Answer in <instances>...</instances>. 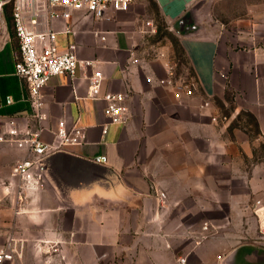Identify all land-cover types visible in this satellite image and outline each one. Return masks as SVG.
<instances>
[{"label":"crops","instance_id":"1","mask_svg":"<svg viewBox=\"0 0 264 264\" xmlns=\"http://www.w3.org/2000/svg\"><path fill=\"white\" fill-rule=\"evenodd\" d=\"M154 1L168 21H178L196 0ZM0 3L1 133L9 119L19 128L37 120L27 82L14 68L19 56L14 0ZM141 14V0L101 19L84 11H72L68 19L38 12V27L56 32L59 50L74 43L80 61L74 78L55 75L42 88L41 137L51 141L64 121L67 128L82 127L85 138L50 155L42 185L22 194V180L11 167L28 153L0 143V250L12 238L18 253L2 264H47L49 256L56 264H174L179 256L187 264H264L261 245L228 246L215 235L192 239L187 225L173 220L184 210L175 202L186 200L203 206L212 201L219 213L223 185L252 186L264 198V160H251L255 144L244 127L229 126L245 114L256 130L254 139L264 141V0H248L244 11L182 33L192 96L138 63ZM85 60L93 64L86 66ZM94 69L103 73L95 99L89 95ZM106 92L126 94L125 122L113 124L104 115ZM227 104L230 116L220 113ZM97 156L106 161L94 162ZM245 213L240 207L233 215ZM47 242L57 243L62 258L45 252Z\"/></svg>","mask_w":264,"mask_h":264},{"label":"built area","instance_id":"2","mask_svg":"<svg viewBox=\"0 0 264 264\" xmlns=\"http://www.w3.org/2000/svg\"><path fill=\"white\" fill-rule=\"evenodd\" d=\"M136 1L138 0H14L12 20L19 48V56L14 68L15 73L27 82L29 104L33 108L34 119L37 120L33 126L19 128L14 119H9L6 129L0 133V143L14 144L28 153L27 157L16 161L11 167V174L22 180L19 186L20 194L27 188H38L42 185L45 178L46 160L50 155L64 150L66 146L82 144L85 138L82 127L67 128L64 121L58 122L51 141H45L41 137L43 131L41 121L44 118L41 111L42 88L55 75H67L74 78L80 68V61L77 58L74 43H69L65 50H59L56 45V32L50 26L44 29L38 27L42 22L38 18V12L46 11L49 19L57 17L68 19L72 11H84L96 19H101L107 11L127 10ZM261 52L264 54V47ZM92 64L93 61H84L86 66ZM102 79L103 73L99 69H94L90 74L89 95L91 98L98 97ZM161 82L173 83L170 77ZM181 86L186 95L194 94L193 85L181 83ZM102 99L105 102L103 113L109 122L113 124L125 122L129 113L126 94L106 92ZM207 104L208 102L204 103V105ZM92 160L96 163H103L106 157L97 156ZM161 196L163 197L164 194L161 193ZM256 213L260 219L264 220V204H259ZM260 235L261 246L264 248V225H260ZM48 243L44 246L45 252L60 256L57 243ZM17 254L15 241L10 238L0 250V264L5 261L12 262ZM49 257L50 259H46L47 264H56V261H53L54 258ZM174 264H187L186 257H177Z\"/></svg>","mask_w":264,"mask_h":264},{"label":"rangeland","instance_id":"3","mask_svg":"<svg viewBox=\"0 0 264 264\" xmlns=\"http://www.w3.org/2000/svg\"><path fill=\"white\" fill-rule=\"evenodd\" d=\"M246 1L248 0H196L188 6L187 13L182 19L168 21L154 0H141L142 14L139 22L143 28L141 37L137 40L134 56L138 58L139 64L152 69L159 78H165L167 75L178 85L181 83L193 85V72L183 54L180 42L182 33L188 35L196 31L199 25L214 23L216 19H221L226 14H238L244 11ZM160 94L163 95L162 92ZM220 113L230 116L231 105L220 106ZM238 116V119L230 120V128L235 125L244 127L248 131L249 140L255 144L254 157L251 160L253 162L264 160V141L254 139L256 130L252 120L245 114ZM237 185L233 186V189L229 185L222 186L223 200L220 202L219 213L214 211L212 201H205V206L197 200L175 202V207L184 210L181 211L182 216L174 217V222L183 221L192 239L215 235L228 246L239 243L261 245L260 225H264V220L258 217L256 209L259 204H264L263 195L252 186ZM240 207H245L246 210L245 216L241 218L233 215L236 208ZM238 224L244 225V229H239ZM200 229L204 233H201Z\"/></svg>","mask_w":264,"mask_h":264}]
</instances>
